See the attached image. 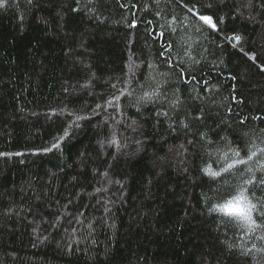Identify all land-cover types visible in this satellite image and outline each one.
Masks as SVG:
<instances>
[{
    "label": "trees",
    "instance_id": "16d2710c",
    "mask_svg": "<svg viewBox=\"0 0 264 264\" xmlns=\"http://www.w3.org/2000/svg\"><path fill=\"white\" fill-rule=\"evenodd\" d=\"M260 149L264 0L0 7V264H264Z\"/></svg>",
    "mask_w": 264,
    "mask_h": 264
},
{
    "label": "snow or ice",
    "instance_id": "6c2138e0",
    "mask_svg": "<svg viewBox=\"0 0 264 264\" xmlns=\"http://www.w3.org/2000/svg\"><path fill=\"white\" fill-rule=\"evenodd\" d=\"M5 3H6V0H0V7H4ZM189 11H192V10L189 9ZM194 15H196V13H194ZM199 19L201 21H203L206 25H210L212 27H215V25L212 23V20H211L210 17L204 16V15H200ZM234 39L239 41L240 38L238 36H236V37H234ZM53 147H57V145H53ZM229 151H231L232 154L234 156H236V157L240 156V153L238 151H236L235 149H229ZM259 151L261 153H264V149H260ZM249 152H250V154L248 155V160H251L254 156L257 155V153L255 151H251V149H249ZM224 156L226 158L227 157V153H224ZM248 160H240L239 163L240 164H247ZM234 167H236V165L229 164L228 167L225 169V172H227L228 170H230V169H232ZM260 167L262 169H264V164H261ZM204 171L207 173V172H210L211 170L206 168V169H204ZM247 171L249 173H251L253 171V169L248 168ZM212 175L213 176H220L221 174L220 173H212ZM260 183L264 184V180H261ZM245 184L254 186L255 185V181L252 178H248V179L245 180ZM238 193H239V196H236V197L233 196V198L229 199L226 204L218 205L213 210L222 212V213L230 216L231 214L228 213L226 211V209L233 202V199H241V198L246 199L248 201L247 212L242 216V218L238 222V224H239V227H241L242 229H247L248 231H252L255 228L260 227V225L257 224L256 220L253 219V212L256 211V212H259L261 214H264V202L257 201L256 203H253L252 200H250L248 198V195H247L248 189H246V188H241L238 191ZM262 238H264V237H262Z\"/></svg>",
    "mask_w": 264,
    "mask_h": 264
},
{
    "label": "clouds",
    "instance_id": "9594fccd",
    "mask_svg": "<svg viewBox=\"0 0 264 264\" xmlns=\"http://www.w3.org/2000/svg\"><path fill=\"white\" fill-rule=\"evenodd\" d=\"M236 196H239L238 192L234 194V197ZM247 204L248 201L246 199H233V202L227 207L226 211L231 214L230 217L234 219V221L239 222L242 216L247 212Z\"/></svg>",
    "mask_w": 264,
    "mask_h": 264
}]
</instances>
